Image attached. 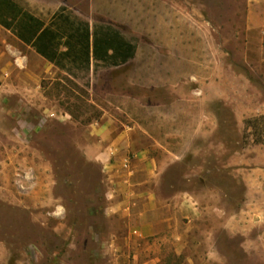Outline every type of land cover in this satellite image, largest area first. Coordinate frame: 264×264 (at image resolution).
I'll use <instances>...</instances> for the list:
<instances>
[{
    "label": "rangeland",
    "instance_id": "rangeland-1",
    "mask_svg": "<svg viewBox=\"0 0 264 264\" xmlns=\"http://www.w3.org/2000/svg\"><path fill=\"white\" fill-rule=\"evenodd\" d=\"M141 1L133 0L139 23L134 33L144 34L138 40L145 43V49L132 64V78L124 69L102 73L94 88L45 67L0 28V58L10 59L11 44L43 72L37 104L25 89H6L0 95V264H145V250L139 243L129 250L109 243V223L102 213L106 185L101 182L99 167L88 163L75 143L105 112L123 120L126 111L138 115L158 112L161 103L172 99L162 82L172 75L169 68L176 60L179 72L170 81L179 84L180 98L189 104L186 109L189 99L203 97L200 90L193 93V87L205 82L214 83L212 92L227 91L230 99L244 92L253 104L245 109L257 115L246 119L245 131L238 133L236 106L218 101L226 135L216 139H225L230 153L237 146L264 141V52L246 33V0H145L147 8H142ZM21 2L31 11L48 15L53 6L66 4L84 16L106 21L114 12L123 21L125 11L124 0H116L117 9L112 13L107 9L109 0ZM173 16L179 18L175 32L182 36L175 58L168 53L173 25L167 23ZM140 21L148 24L141 27ZM120 26L124 29L123 23ZM141 66L146 68L143 72ZM48 107L68 113L69 121L49 117L51 112L42 117ZM241 191L230 178V198ZM229 206L233 211L236 202L231 199ZM219 237L228 264L264 263V249L251 258L240 248L242 235ZM165 253L161 264H185L187 254Z\"/></svg>",
    "mask_w": 264,
    "mask_h": 264
},
{
    "label": "crops",
    "instance_id": "crops-1",
    "mask_svg": "<svg viewBox=\"0 0 264 264\" xmlns=\"http://www.w3.org/2000/svg\"><path fill=\"white\" fill-rule=\"evenodd\" d=\"M115 2L109 0L111 13L117 9ZM148 5L141 1L142 8ZM53 7L48 15L29 10L21 0H0V28L45 67L81 86L87 83L94 88L102 73L121 69L132 78V64L145 49V43L138 40L144 34L134 33L139 23L133 0H124L123 21L115 12L106 21L84 16L66 4ZM245 10L248 38L264 52V0H246ZM178 21L173 16L167 23L173 25L168 48L173 58L181 49V33L175 32ZM147 24L140 21L141 27ZM8 46L10 59L0 58V95L6 89H25L37 104L43 72L30 56ZM176 62L169 68L172 75L162 82L172 99L161 103L158 112L126 111L124 120L105 112L86 127L84 138L76 139V149L99 167L106 185L102 213L109 223V243L119 250L136 248L139 243L145 250V264H161L169 250L187 254L185 264H228L219 236L242 235L240 248L252 258L255 251L264 249V141L237 146L230 153L226 140L216 139L226 135L216 106L219 99L236 106L238 133L245 131L246 119L257 113L246 111L253 104L244 92L230 99L227 91L212 92L213 82L195 85L193 93L200 90L203 97L189 99L186 109L189 104L182 102L179 84L170 81L179 72ZM145 69L141 66L140 71ZM47 112L59 122L69 121L62 110L48 107L42 117ZM230 178L242 187L240 195L231 198ZM231 199L236 202L233 211Z\"/></svg>",
    "mask_w": 264,
    "mask_h": 264
},
{
    "label": "trees",
    "instance_id": "trees-1",
    "mask_svg": "<svg viewBox=\"0 0 264 264\" xmlns=\"http://www.w3.org/2000/svg\"><path fill=\"white\" fill-rule=\"evenodd\" d=\"M99 117H100V116L98 115V116L96 117V119L99 118ZM248 121H252V120H248ZM254 121H255V120H254Z\"/></svg>",
    "mask_w": 264,
    "mask_h": 264
}]
</instances>
